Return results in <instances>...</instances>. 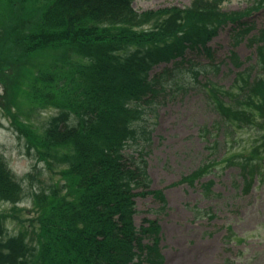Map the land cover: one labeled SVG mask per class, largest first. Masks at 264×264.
<instances>
[{
  "label": "trees",
  "instance_id": "1",
  "mask_svg": "<svg viewBox=\"0 0 264 264\" xmlns=\"http://www.w3.org/2000/svg\"><path fill=\"white\" fill-rule=\"evenodd\" d=\"M225 1L193 0L185 8L138 12L132 0H52L41 25L26 23V30L39 25L37 30L14 39L18 57L0 50L5 115L35 158L59 176L31 192L34 215L23 220L16 206L28 191L0 152V202L14 205L13 214L0 211V264H164L159 219L145 218L137 228L135 198L151 196L159 203L156 213L167 209L147 171L151 127L159 107L194 82L206 90L217 117L202 134L223 136L225 150L218 159L221 142L208 140L212 156L183 181L191 184L224 163L239 168L251 184L264 167V29L249 40L262 43L260 68L238 71L228 88L207 75L201 81L208 65L199 59H212L209 43L226 26L232 25L237 45L250 32L246 19L264 0H251L236 12L223 10ZM12 27L18 31L22 25ZM230 61L237 69L244 64L235 52ZM23 62L30 109L57 110L45 126L21 120L20 96L8 84ZM244 134L248 148L234 153L229 145ZM11 219L20 227L13 236L6 231Z\"/></svg>",
  "mask_w": 264,
  "mask_h": 264
},
{
  "label": "rangeland",
  "instance_id": "2",
  "mask_svg": "<svg viewBox=\"0 0 264 264\" xmlns=\"http://www.w3.org/2000/svg\"><path fill=\"white\" fill-rule=\"evenodd\" d=\"M192 0H133L137 11L156 10L159 8L189 6ZM52 0H31L27 4L21 0L0 2V28L5 31L0 36V50L9 57L16 53L14 39L37 30L42 17ZM251 0H228L223 4L226 11H241L250 5ZM254 23L251 35L264 27V9L251 14ZM39 21L38 27L26 30L28 21ZM22 25L16 31L13 25ZM256 24V25H255ZM216 53V62L220 71H210L209 76L221 83L230 85L234 75L227 59L234 49L242 60L248 57L255 60V48L245 41L236 47L233 44L231 26L220 31L212 41ZM249 64V63H247ZM20 75L9 77L8 84L12 90L26 93L24 84V62L18 64ZM4 85L0 84V105L4 102ZM206 97L197 86L191 88L187 95L181 93L161 105L156 123L153 125V142L147 156L148 169L153 180L152 188L165 191L169 208L160 213L163 228L161 243L166 264H264V172L257 175L251 190L244 192V180L237 177L235 168L218 170L211 175L214 185L211 192L196 181L193 186L182 183L181 179L190 175L207 158L205 142L201 139V128L211 125L215 120L208 107ZM18 104H31L30 99L19 97ZM57 113L53 108L38 109L31 113L34 124H44ZM27 119V118H23ZM0 151L4 154L10 168L19 177L32 172L34 165L38 170L29 182L34 187L49 183L43 165L34 157V150L29 154L26 139L12 126L11 119L0 108ZM234 143L229 145L231 148ZM238 146V145H237ZM239 149H243L239 147ZM225 150L221 146L218 152ZM205 177L204 179H208ZM204 180V181H205ZM237 181L238 187L234 185ZM136 225L139 226L146 217L153 218L149 209L156 206L152 198H137ZM27 212L18 213L23 220L30 219L32 206L29 201L21 205ZM0 210L12 213L11 206L0 203ZM8 232L16 234L20 227L18 222H8Z\"/></svg>",
  "mask_w": 264,
  "mask_h": 264
}]
</instances>
